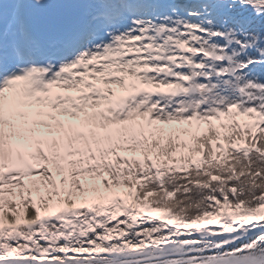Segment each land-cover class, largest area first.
Masks as SVG:
<instances>
[{"label":"snow or ice","instance_id":"obj_1","mask_svg":"<svg viewBox=\"0 0 264 264\" xmlns=\"http://www.w3.org/2000/svg\"><path fill=\"white\" fill-rule=\"evenodd\" d=\"M0 264H264V0H0Z\"/></svg>","mask_w":264,"mask_h":264}]
</instances>
